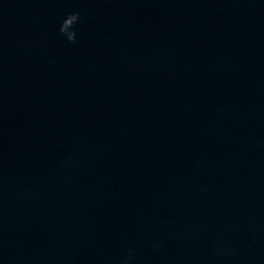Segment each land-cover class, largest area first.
<instances>
[{
	"label": "water",
	"instance_id": "water-1",
	"mask_svg": "<svg viewBox=\"0 0 264 264\" xmlns=\"http://www.w3.org/2000/svg\"><path fill=\"white\" fill-rule=\"evenodd\" d=\"M0 264H264V0H0Z\"/></svg>",
	"mask_w": 264,
	"mask_h": 264
},
{
	"label": "clouds",
	"instance_id": "clouds-1",
	"mask_svg": "<svg viewBox=\"0 0 264 264\" xmlns=\"http://www.w3.org/2000/svg\"><path fill=\"white\" fill-rule=\"evenodd\" d=\"M79 21L80 13L73 12L67 15L60 25L59 32L69 44H75L77 42V32L75 29Z\"/></svg>",
	"mask_w": 264,
	"mask_h": 264
}]
</instances>
